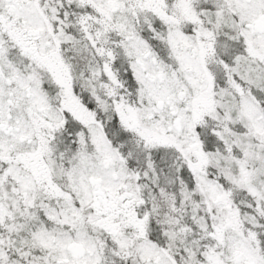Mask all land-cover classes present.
<instances>
[{
  "label": "snow or ice",
  "instance_id": "6c2138e0",
  "mask_svg": "<svg viewBox=\"0 0 264 264\" xmlns=\"http://www.w3.org/2000/svg\"><path fill=\"white\" fill-rule=\"evenodd\" d=\"M0 264H264V0H0Z\"/></svg>",
  "mask_w": 264,
  "mask_h": 264
}]
</instances>
